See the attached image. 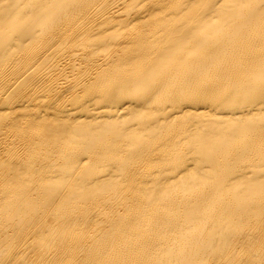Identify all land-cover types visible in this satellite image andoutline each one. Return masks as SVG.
Returning a JSON list of instances; mask_svg holds the SVG:
<instances>
[{"label":"bare ground","instance_id":"1","mask_svg":"<svg viewBox=\"0 0 264 264\" xmlns=\"http://www.w3.org/2000/svg\"><path fill=\"white\" fill-rule=\"evenodd\" d=\"M0 264H264V0H0Z\"/></svg>","mask_w":264,"mask_h":264}]
</instances>
